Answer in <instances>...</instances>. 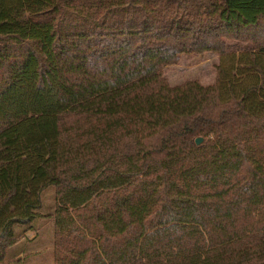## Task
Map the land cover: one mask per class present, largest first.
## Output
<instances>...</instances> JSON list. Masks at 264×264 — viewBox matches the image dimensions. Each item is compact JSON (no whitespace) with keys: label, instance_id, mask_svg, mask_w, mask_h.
<instances>
[{"label":"trees","instance_id":"obj_1","mask_svg":"<svg viewBox=\"0 0 264 264\" xmlns=\"http://www.w3.org/2000/svg\"><path fill=\"white\" fill-rule=\"evenodd\" d=\"M50 186L55 264H264V0H0V264Z\"/></svg>","mask_w":264,"mask_h":264},{"label":"rangeland","instance_id":"obj_2","mask_svg":"<svg viewBox=\"0 0 264 264\" xmlns=\"http://www.w3.org/2000/svg\"><path fill=\"white\" fill-rule=\"evenodd\" d=\"M232 45V48L239 50L250 46V44L236 41H233ZM219 62L220 55L214 52L183 54L179 63L168 65L165 72L171 84H179L191 79L211 84L216 81ZM43 201L44 204L39 209L41 215L33 221L35 229L34 227V230L30 229L25 237L19 238L8 248L6 257L8 264H55V217L52 213L55 211L57 202L53 186L44 191ZM16 226L18 231L22 228V225ZM21 249L24 255L16 257Z\"/></svg>","mask_w":264,"mask_h":264},{"label":"crops","instance_id":"obj_3","mask_svg":"<svg viewBox=\"0 0 264 264\" xmlns=\"http://www.w3.org/2000/svg\"><path fill=\"white\" fill-rule=\"evenodd\" d=\"M39 216H37V217H35L34 218V220H36V218H38ZM34 220H32V222L30 223L31 225H33L32 227H29L28 229H26L22 234H21V237H25V234L26 233H29V230L31 229V230H34L35 229V225L33 224V221ZM24 227V226H23ZM33 227H34V229H33ZM23 229V228H22ZM20 237V238H21ZM32 237V236H31ZM19 241H21V240H19ZM38 251V250H37ZM35 252V251H34ZM24 255V252H23V249H21V251L16 255V257H18V256H23ZM37 256V255H36Z\"/></svg>","mask_w":264,"mask_h":264},{"label":"water","instance_id":"obj_4","mask_svg":"<svg viewBox=\"0 0 264 264\" xmlns=\"http://www.w3.org/2000/svg\"><path fill=\"white\" fill-rule=\"evenodd\" d=\"M202 139H203L202 136H198V137L196 138V142L199 143V142H201Z\"/></svg>","mask_w":264,"mask_h":264}]
</instances>
